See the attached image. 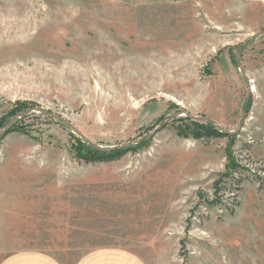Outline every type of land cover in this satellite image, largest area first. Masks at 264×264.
<instances>
[{"label": "rangeland", "instance_id": "374dc122", "mask_svg": "<svg viewBox=\"0 0 264 264\" xmlns=\"http://www.w3.org/2000/svg\"><path fill=\"white\" fill-rule=\"evenodd\" d=\"M261 30L264 0H0V261L121 247L146 264H264ZM34 108L56 119L30 112L1 137ZM182 112L236 133L196 140L202 122L170 120ZM227 147L248 169L215 195Z\"/></svg>", "mask_w": 264, "mask_h": 264}, {"label": "crops", "instance_id": "0c3cea01", "mask_svg": "<svg viewBox=\"0 0 264 264\" xmlns=\"http://www.w3.org/2000/svg\"><path fill=\"white\" fill-rule=\"evenodd\" d=\"M0 264H63L53 255L36 250H19L5 256ZM74 264H146L133 251L121 247L98 248L83 254Z\"/></svg>", "mask_w": 264, "mask_h": 264}, {"label": "trees", "instance_id": "16d2710c", "mask_svg": "<svg viewBox=\"0 0 264 264\" xmlns=\"http://www.w3.org/2000/svg\"><path fill=\"white\" fill-rule=\"evenodd\" d=\"M185 120H190L188 118H185ZM197 128L193 134L194 139H200V140H211V139H230L233 138L232 135L221 131L220 129L216 128L212 123L207 122V123H196ZM15 126L13 125L12 128H10L7 132V134L14 132ZM6 134V135H7ZM142 142L136 145V148H130V146L122 149H117L111 152H98L94 150H90L89 148L86 151V154H83L82 157L83 160L86 163H103V162H112L119 160L122 158L124 155H126L129 151L131 150H136L141 147ZM225 154H226V165H225V173L220 175V178L218 181L214 183V191L215 195H218V193L221 191L219 185L220 183L224 182V179H233V175L235 173H238L240 171H246L245 166H241L237 160L235 159V156L233 152L227 147L225 148ZM241 183V180H236V185L239 186ZM217 201V200H216ZM219 201V200H218ZM216 203V202H214ZM211 204V203H209Z\"/></svg>", "mask_w": 264, "mask_h": 264}, {"label": "water", "instance_id": "95a60500", "mask_svg": "<svg viewBox=\"0 0 264 264\" xmlns=\"http://www.w3.org/2000/svg\"><path fill=\"white\" fill-rule=\"evenodd\" d=\"M262 34H264V30H261L260 32H258L257 34H255L254 36H252V38H251V40L249 41V43L248 44H250L253 40H255L257 37H259V36H261ZM247 44V45H248ZM246 45V46H247ZM245 46V47H246ZM235 61H238V57H237V53L235 54ZM239 70H240V72H241V75H242V77H243V80L244 81H246V76H245V73H244V71H243V67L241 66V64H239ZM249 93L250 92H248V96H249ZM248 96H247V99H248ZM30 112H38V113H40V114H42L43 116H45V117H47V118H53V119H56V117H54V116H49V115H47V114H45L44 112H43V110H41V109H39V108H34V109H30V110H28L27 112H24V113H21V114H19V115H16L14 118H12L11 120H10V122H9V125L3 130V132H2V134H1V137L2 136H5L6 134H7V132H8V130L11 128V126L15 123V121L16 120H18V119H20V118H22L24 115H26L27 113H30ZM242 114H244V106H243V108H242ZM181 115H184L185 117H187V118H189V119H191V120H193V121H198V122H202V123H207L208 122V120H206L205 118H200V117H196V116H191L190 114H186V113H176V114H174L171 118H170V120H173V119H175L177 116H181ZM242 121H243V117H241V124H240V127L242 126ZM167 122H168V120L163 124V125H166L167 124ZM72 130L85 142V143H87L86 142V139H85V137L84 136H82L81 135V133L78 131V130H76V129H74V128H72ZM160 129H156L155 131L157 132V131H159ZM223 132H225V131H223ZM226 133H228V134H230V135H234L236 132H226ZM134 144H137L138 143V141H135V142H133ZM130 145V143H126V144H122L121 146H119V147H113V148H98V149H100V150H103V151H105V152H111V151H114V150H117V149H121V148H126V147H128Z\"/></svg>", "mask_w": 264, "mask_h": 264}]
</instances>
